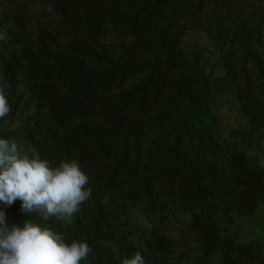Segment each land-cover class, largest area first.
Here are the masks:
<instances>
[{"label":"trees","instance_id":"trees-1","mask_svg":"<svg viewBox=\"0 0 264 264\" xmlns=\"http://www.w3.org/2000/svg\"><path fill=\"white\" fill-rule=\"evenodd\" d=\"M0 138L55 167L76 160L90 198L70 220L3 208L85 240L80 264H264L262 244L225 236L264 203V0H0ZM233 107L246 125L220 116ZM229 128V130H228ZM256 150V149H255ZM2 208V205H0Z\"/></svg>","mask_w":264,"mask_h":264},{"label":"clouds","instance_id":"clouds-1","mask_svg":"<svg viewBox=\"0 0 264 264\" xmlns=\"http://www.w3.org/2000/svg\"><path fill=\"white\" fill-rule=\"evenodd\" d=\"M10 112L8 99L0 91V119ZM88 183L78 161L61 160L53 167L35 147H26L16 138H0V264H80L85 260L91 253L85 240L68 243L63 233L32 220H24L23 226L9 223L3 208L19 200L24 215L39 214L44 221L70 220L91 196ZM120 264L147 262L137 251Z\"/></svg>","mask_w":264,"mask_h":264},{"label":"rangeland","instance_id":"rangeland-1","mask_svg":"<svg viewBox=\"0 0 264 264\" xmlns=\"http://www.w3.org/2000/svg\"><path fill=\"white\" fill-rule=\"evenodd\" d=\"M220 116L228 120L229 128L237 124L246 125L247 123L243 115L228 105L220 110ZM258 138L259 141L255 145L256 150L254 149V153L251 154L258 155L261 163L264 164V129L258 135ZM224 227L225 236L227 235L236 244H262L264 241V203L259 205L255 214L241 215L234 213L231 223L225 224ZM172 236L180 239L179 252L184 254L181 264H196L201 253L196 236L187 234V231L182 229L173 231ZM219 257L220 253L214 255V264L217 263Z\"/></svg>","mask_w":264,"mask_h":264}]
</instances>
